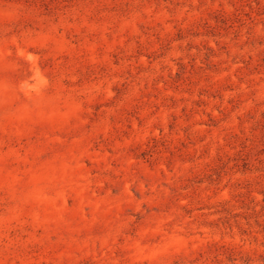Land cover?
<instances>
[{
    "label": "rangeland",
    "instance_id": "rangeland-1",
    "mask_svg": "<svg viewBox=\"0 0 264 264\" xmlns=\"http://www.w3.org/2000/svg\"><path fill=\"white\" fill-rule=\"evenodd\" d=\"M0 264H264V0H0Z\"/></svg>",
    "mask_w": 264,
    "mask_h": 264
}]
</instances>
